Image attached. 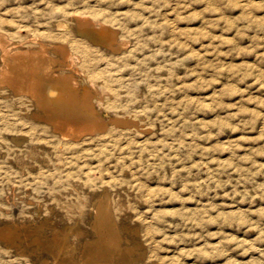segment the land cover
I'll use <instances>...</instances> for the list:
<instances>
[{
    "label": "rangeland",
    "instance_id": "1",
    "mask_svg": "<svg viewBox=\"0 0 264 264\" xmlns=\"http://www.w3.org/2000/svg\"><path fill=\"white\" fill-rule=\"evenodd\" d=\"M75 12L111 28L114 49L78 35ZM0 32L38 37L51 72H72L106 122L63 139L30 96L0 86V264H264V0H0Z\"/></svg>",
    "mask_w": 264,
    "mask_h": 264
},
{
    "label": "bare ground",
    "instance_id": "2",
    "mask_svg": "<svg viewBox=\"0 0 264 264\" xmlns=\"http://www.w3.org/2000/svg\"><path fill=\"white\" fill-rule=\"evenodd\" d=\"M88 2H86L85 4H87ZM47 4V3H46ZM48 5H49V3H48ZM95 5V4H94ZM61 6V5H60ZM46 7H47V5H46ZM50 7V6H49ZM57 7V6H56ZM62 7V6H61ZM43 8H45V6L43 7ZM94 8V7H93ZM93 8H91V10L93 9ZM98 8H101V7H98ZM46 9V8H45ZM44 9V10H45ZM48 9V8H47ZM50 9H51V7H50ZM62 9V8H61ZM65 10V9H64ZM35 11V10H34ZM50 11V10H49ZM60 10H53V12H59ZM93 11V10H92ZM91 11V12H92ZM106 11H108L107 9H106ZM27 12V11H26ZM61 13H62V10L60 11ZM64 12V11H63ZM71 12V11H70ZM94 12H95V15L97 14V16L98 15H100V18H103V16L101 15V12L100 11H95L94 10ZM31 13H33V11L31 12ZM48 13V12H47ZM65 13V12H64ZM90 13V12H89ZM36 14H38V12L36 13ZM50 14V13H49ZM56 14V13H55ZM63 14V13H62ZM70 14V13H69ZM71 14L73 15L74 14V12L72 13L71 12ZM84 14V13H83ZM91 14V13H90ZM102 14H103V12H102ZM109 14V13H108ZM110 14H111V12H110ZM115 14V13H114ZM41 15H43V14H41ZM44 15H46L45 13H44ZM52 15V14H51ZM105 15V14H104ZM30 16H32V15H30ZM47 16V15H46ZM50 16V15H49ZM62 16V15H61ZM92 16V15H91ZM115 16V15H114ZM18 17V16H17ZM35 17V16H34ZM51 17V16H50ZM49 17V18H50ZM69 17L74 21V25H76V32H77V34L78 35H81V36H86V37H88L89 39H91L92 41H94V42H96V43H98V44H101V45H104V46H106V47H108V48H110L111 50L112 49H114L113 48V44L115 43H113V41H116L115 40V32L113 31V30H111V28H108V27H106V26H104V24H102L101 22L99 23V20L97 19V20H95V21H97L98 23H96V22H94V21H91L90 19H89V16H88V18H87V16H84L83 15V17L81 16H77V14H76V12H75V16H72L71 17V15L70 16H68L67 18H68V20H69ZM6 18V17H5ZM4 17H3V19H5ZM8 18L9 17H7V20H8ZM38 18V17H37ZM52 18H53V16H52ZM99 18V19H100ZM106 18V17H105ZM112 18V17H111ZM110 18V19H111ZM116 18V17H115ZM16 19V18H15ZM31 19V18H30ZM33 19V18H32ZM48 19V18H47ZM65 19V18H64ZM104 19V18H103ZM53 20V19H52ZM101 20V19H100ZM107 20V19H106ZM109 20V19H108ZM114 20H116V19H113V23H114ZM9 21H11V20H9ZM15 21V20H14ZM18 21V20H17ZM17 21H15V22H17ZM30 21V20H29ZM70 21L71 20H69L68 22L70 23ZM72 21V22H73ZM112 21V20H111ZM37 22V21H36ZM52 22H54V21H52ZM51 21L49 22V23H51V24H53ZM64 22H66V21H64ZM68 22H66V24L65 23H63V22H58V20H57V23H54V27H55V31L56 32H58V31H61V30H63V28H66L67 27V23ZM94 22V23H93ZM6 23H9V22H6ZM6 23H5V25H6ZM12 22H10V25H12L11 24ZM14 23V22H13ZM20 23V22H19ZM29 23H31V22H29ZM112 23V24H113ZM50 24V25H51ZM9 25V24H8ZM14 25V24H13ZM18 25H20V24H18ZM28 25V24H27ZM35 25H37V24H35ZM73 25V24H72ZM31 26V25H30ZM44 26V25H43ZM10 27V26H9ZM8 27V28H9ZM53 27V26H52ZM51 27V28H52ZM70 27H71V25H70ZM69 27V28H70ZM119 26H117V28H118ZM121 27V26H120ZM5 28V27H4ZM34 28H36V27H34ZM44 28V27H43ZM47 28H49V25L47 26ZM33 29V28H32ZM45 29V28H44ZM53 29V28H52ZM73 29H74V27H73ZM112 29H114V28H112ZM123 29V28H122ZM2 30V29H1ZM6 30V29H5ZM11 30H12V28H11ZM36 30V29H35ZM38 30V29H37ZM47 30V29H46ZM45 30V31H46ZM66 30V29H65ZM70 30V29H69ZM75 30V29H74ZM3 31V30H2ZM13 31V30H12ZM15 31V30H14ZM29 31V30H28ZM27 31V32H28ZM34 31V30H33ZM51 31H53V30H51ZM51 31H50V33L48 34V33H46L45 32V34L47 35V36H51V35H54L53 33L51 34ZM66 31H68V30H66ZM116 31V30H115ZM75 32V33H76ZM130 32V31H129ZM1 33V32H0ZM3 33V32H2ZM5 33V32H4ZM33 33V32H32ZM31 33V34H32ZM36 33V32H35ZM37 33H38V31H37ZM69 33H70V31H69ZM72 33V32H71ZM10 34V33H9ZM39 34V33H38ZM40 34H42V33H40ZM76 34V35H77ZM4 35V34H3ZM3 35H1L0 34V51H1V56H0V58H1V66H0V86H2V85H7L9 88H11L12 90H13V92L14 93H24V94H27V96H30V98H32L33 100H34V102H35V104L38 106V107H40V108H37V106H36V108L39 110V109H43V111L45 112V115H43V116H45L44 118H46L45 120L46 121H48V122H50L52 125H53V128L55 129V130H59V131H61V137L63 138V139H66V138H72V139H75V138H77V137H79L80 135H83V134H92V133H94L95 131H102L103 129H104V127H105V123L103 122V120L102 119H100V118H98L97 116H96V114H95V110H94V108H93V106H92V102H91V93L88 91V89L86 88V87H82L81 88V90H77V88H76V86H77V82H76V80H75V78L73 77V75H71V73L69 74V73H65V74H55L54 73V71L53 72H51V64H52V59H51V57L47 54V51H46V49H45V46H44V44H42L43 42H41V43H39L38 42V40L36 39V38H38V37H34L33 35V37H30V36H28V37H26V39H24V40H22V41H13V42H9L7 39H6V35L5 36H3ZM18 35V34H17ZM25 35H27V34H25ZM56 35H58V34H56ZM56 35H55V37H56ZM66 35V34H65ZM71 35H73V34H71ZM71 35H69L70 37H71ZM77 35V36H78ZM41 36V35H40ZM68 36V38H70ZM74 36V35H73ZM72 36V37H73ZM130 36H131V34H130ZM13 38H14V36H12ZM22 37V36H21ZM54 37V38H55ZM66 37V36H65ZM71 37V38H72ZM75 37V36H74ZM119 37V36H118ZM9 38V37H8ZM43 39H45L44 37H42ZM59 38H61V36L59 37ZM83 38V37H82ZM85 38V37H84ZM84 38H83V40H84ZM43 39H41V40H43ZM65 39V38H64ZM81 39V38H80ZM80 39H78V41L80 40ZM88 39V40H89ZM129 39V38H128ZM135 39V38H134ZM133 38H132V40H134ZM141 39V38H140ZM59 40V39H58ZM57 40V41H58ZM71 40V39H70ZM86 40V39H85ZM119 40V39H118ZM132 40H131V42H132ZM45 41V40H44ZM69 41V40H68ZM77 41V42H78ZM90 41V40H89ZM92 41H91V43H92ZM123 41V40H122ZM121 41V43H126V44H128L126 41H123L122 42ZM88 42V41H87ZM61 43H62V40H61ZM117 43H119V41H117ZM60 44V43H59ZM90 44V43H89ZM92 44H94V43H92ZM116 44V43H115ZM24 45H27V46H24ZM31 45H37L36 46V48H34V49H31V48H29ZM52 45V44H51ZM57 45V44H56ZM63 46V45H62ZM65 46V45H64ZM61 47V46H55V48L56 49H58V50H60V57L62 56V58H61V60L63 59V60H65V59H68V60H72V58H75V57H73V55L65 48V47ZM86 46V45H85ZM92 46V45H91ZM95 46V45H94ZM98 46V45H97ZM120 46V45H119ZM131 46V45H130ZM50 47V46H49ZM83 47V46H82ZM81 47V49H83ZM93 47V46H92ZM101 47V46H100ZM115 47H117V45L115 46ZM147 47V46H146ZM85 48V47H84ZM99 48V47H98ZM104 48V47H103ZM130 49L132 48V47H129ZM138 48V47H137ZM136 48V49H137ZM49 49V48H48ZM51 49H52V47H51ZM107 49V48H106ZM109 49V50H110ZM145 49V48H144ZM148 49V48H147ZM58 50H55V52L56 53H58L59 51ZM76 50V49H75ZM86 50V49H85ZM85 50H83V51H85ZM87 50H89V49H87ZM98 50V49H97ZM103 50V49H102ZM110 50V51H111ZM116 50V49H115ZM117 50H119V49H117ZM129 50V49H128ZM149 50V49H148ZM82 51V50H81ZM90 51V50H89ZM131 51H132V49H131ZM94 52V51H93ZM92 52V53H93ZM100 52V51H99ZM103 52V51H102ZM113 52V51H112ZM124 52V51H123ZM104 53V52H103ZM115 53H117V52H115ZM141 53V52H140ZM139 53V54H140ZM143 53H144V51H143ZM145 53H146V51H145ZM144 53V54H145ZM101 54V53H100ZM105 54V53H104ZM121 54V53H120ZM130 54V53H129ZM136 54H138V52L136 53ZM149 54V53H148ZM151 54V53H150ZM149 54V55H150ZM58 55V54H57ZM95 55V54H94ZM106 55H108V54H106ZM110 55V54H109ZM126 55V54H125ZM124 55V56H125ZM127 55H128V53H127ZM152 55V54H151ZM92 56V55H91ZM90 56V57H91ZM115 56V55H114ZM132 56V55H131ZM130 56V57H131ZM134 56H136V55H134ZM94 57V56H93ZM106 57V56H105ZM116 57V56H115ZM133 57V56H132ZM77 58V57H76ZM79 58V57H78ZM77 58V60L79 61L80 59H78ZM84 58H87L88 59V57H84ZM118 58H119V56H118ZM117 58V59H118ZM129 58V57H128ZM151 58V57H150ZM54 59H56V58H54ZM91 59H92V57H91ZM97 59V58H96ZM108 59V58H107ZM138 59V58H137ZM136 59V60H137ZM58 60V59H57ZM76 60V59H75ZM76 60V62L78 63V61ZM86 60V59H85ZM104 60V59H103ZM103 60L101 61V62H103ZM129 60H131V58H129ZM126 61H128V60H126ZM131 61H134L133 59L131 60ZM142 61V60H141ZM54 62V61H53ZM56 62V61H55ZM74 62V61H73ZM72 61H71V63H73ZM95 62V61H94ZM128 62H130V61H128ZM136 62V61H135ZM57 63V62H56ZM98 63V62H97ZM100 63V62H99ZM98 63V64H99ZM110 63V62H109ZM118 63V62H117ZM121 63V62H120ZM131 63V62H130ZM141 63V62H140ZM144 63V62H143ZM75 64V63H74ZM101 64H103V63H101ZM106 64V63H105ZM113 64V63H112ZM142 64V63H141ZM55 65V64H54ZM60 65V64H59ZM67 65V64H66ZM70 65V64H69ZM94 65V64H93ZM109 65V64H108ZM58 66V65H57ZM62 66H64V65H62ZM62 66H60V68L62 67ZM88 66V65H87ZM102 66V65H101ZM134 66V65H133ZM160 66V65H159ZM93 67V66H92ZM95 67H96V64H95ZM140 67H142V66H140ZM56 68V67H55ZM58 68V67H57ZM63 68V67H62ZM77 68V67H76ZM88 68V67H87ZM103 68H105V67H103ZM103 68H101V69H103ZM107 68V67H106ZM109 68V67H108ZM107 68V69H108ZM125 68V67H124ZM148 68V67H147ZM93 69V68H92ZM95 69V68H94ZM100 69V70H101ZM139 69V68H138ZM76 70V69H75ZM104 70V69H103ZM116 70V69H115ZM122 70H123V68H122ZM121 70V71H122ZM141 70V69H140ZM152 72H154V69H150ZM68 71V70H67ZM78 71V70H77ZM106 71V70H105ZM110 71V70H109ZM163 71V70H162ZM102 72V71H101ZM108 72V71H107ZM106 72V73H107ZM125 72V71H124ZM127 72V71H126ZM141 72H142V70H141ZM151 72V73H152ZM160 72H161V70H160ZM105 73V74H106ZM112 73V72H111ZM155 73H156V71H155ZM154 73V74H155ZM158 73V72H157ZM76 74V73H75ZM82 75V74H81ZM103 75H104V73H103ZM116 75V74H115ZM115 75H113V76H115ZM129 75V74H128ZM141 75V74H140ZM105 76H107V75H105ZM110 76V75H109ZM108 76V77H109ZM125 76V75H124ZM93 77V76H92ZM147 77V76H146ZM145 77V78H146ZM107 78V77H106ZM77 79V78H76ZM125 79V78H124ZM117 80V79H116ZM121 80H123V79H121ZM143 80V79H142ZM148 80V79H147ZM113 81V80H112ZM111 81V82H112ZM80 82V81H79ZM114 82V81H113ZM112 82V83H113ZM118 82V81H117ZM125 82V81H124ZM99 84H100V82H98ZM122 83V82H121ZM139 83V82H138ZM90 85H93V84H91L90 83ZM94 85H95V83H94ZM102 85V84H101ZM136 85V84H135ZM112 86V85H111ZM120 86V85H119ZM134 86V85H133ZM148 86H150V85H148ZM134 87H132V89H133ZM103 89H104V87H103ZM126 89V88H125ZM128 89V88H127ZM126 89V90H127ZM152 89V88H151ZM116 90H117V88H116ZM120 91H121V89H119ZM129 90H130V87H129ZM150 90V89H149ZM91 91V90H90ZM96 91V90H95ZM1 93H5V91H0ZM131 92V91H130ZM151 92V91H150ZM3 93V94H4ZM96 93H97V98H98V101H97V103H101V101H102V99H103V96H104V94H105V90H101V91H96ZM108 93V92H107ZM10 94H11V91H10ZM120 92H119V97H122V96H120ZM131 94V93H130ZM1 95V94H0ZM123 95V94H122ZM125 95V94H124ZM109 96V95H108ZM10 97H12L13 99L15 98V97H13V96H10ZM9 97V99H11ZM22 97H24V96H22ZM26 97V96H25ZM5 98V97H4ZM16 98H17V96H16ZM20 97H18L17 99H19ZM27 98V97H26ZM96 98V97H95ZM96 98V99H97ZM110 98V97H109ZM134 98V97H133ZM138 98V97H137ZM136 98V99H137ZM142 98V97H141ZM1 99V98H0ZM2 99H3V96H2ZM16 99V100H17ZM21 99V98H20ZM29 99V98H28ZM7 100V99H6ZM12 100V99H11ZM10 100V101H11ZM22 100V99H21ZM24 100V99H23ZM25 100H27V99H25ZM117 100H118V98H117ZM133 100V99H132ZM132 100H131V102H132ZM134 100H135V98H134ZM1 101V100H0ZM30 101V100H29ZM126 101V100H125ZM128 101H130V98H129V100ZM138 101H139V99H138ZM7 102V101H6ZM15 102H18V100L17 101H15ZM14 102V103H15ZM22 102V101H21ZM20 102V103H21ZM25 102H28V101H25ZM136 101H134V103H135ZM2 103H3V101H2ZM13 103V102H12ZM13 103V104H14ZM23 103V102H22ZM126 103L127 102H125V105H126ZM5 104V103H4ZM8 105H9V103H7ZM10 104H11V102H10ZM16 104V103H15ZM96 104V103H95ZM133 104V103H132ZM17 105V104H16ZM32 105V104H31ZM100 105H102V104H100ZM99 105V106H100ZM128 105V104H127ZM14 106V105H13ZM22 106V104L20 105V107ZM16 107V106H15ZM19 107V106H18ZM19 107V108H20ZM24 107H25V105H24ZM26 107H27V105H26ZM117 107V106H116ZM122 107V106H121ZM123 107H124V105H123ZM13 108V107H12ZM18 108V109H19ZM23 108V107H22ZM111 108H113V106H111ZM120 108V107H119ZM138 107H136V109H137ZM122 109H124V108H122ZM26 110V109H25ZM113 110V109H112ZM17 111V110H16ZM28 110H26V112H27ZM121 111H123V110H121ZM25 112V113H26ZM125 112V111H124ZM135 112V111H134ZM137 112H139V110L137 111ZM17 113H18V111H17ZM29 113V112H28ZM38 113V112H37ZM43 113V112H42ZM99 114V113H98ZM142 114V113H141ZM144 114H145V112H144ZM19 115V114H18ZM23 116H24V114H22ZM21 115V116H22ZM34 114H32V116H33ZM35 115H36V113H35ZM42 115V114H41ZM140 115V114H139ZM2 116V115H1ZM0 116V117H1ZM20 116V115H19ZM20 116V117H21ZM38 116H39V114H38ZM138 116V115H137ZM145 116V115H144ZM42 117V116H41ZM19 118V117H18ZM24 118V117H23ZM4 119V118H3ZM20 119V118H19ZM22 119V118H21ZM20 119V120H21ZM28 119H29V117H28ZM16 120V119H15ZM22 120H24V119H22ZM21 120V121H22ZM44 120V119H43ZM18 121V120H17ZM24 121H26V118H25V120ZM23 121V122H24ZM28 121V120H27ZM29 121H31V120H29ZM33 121V120H32ZM111 121H113V122H116V123H118V124H124V122L123 121H121V120H119V119H112ZM39 122V121H38ZM10 123V122H9ZM20 123V122H19ZM30 123V122H29ZM28 124V123H27ZM26 124V125H27ZM30 124H32V122L30 123ZM35 124V123H34ZM47 124V123H46ZM50 124V125H51ZM10 125V124H9ZM17 124H15V126H16ZM24 125H25V123H24ZM39 126H40V124H38ZM125 125V124H124ZM5 126V125H4ZM28 126V125H27ZM37 126V124H35V127ZM42 126H43V124H42ZM131 126V125H130ZM138 126H139V123H138ZM17 127V126H16ZM31 127H33V125L31 126ZM47 128H45L46 130L48 129V127L49 126H46ZM1 128V127H0ZM39 128V127H38ZM43 129H44V126L42 127ZM41 128V129H42ZM30 129V128H29ZM45 129H44V131H45ZM135 129V128H134ZM140 130V129H139ZM49 131V130H48ZM120 131V130H119ZM124 131V130H123ZM131 131V130H130ZM4 132V131H3ZM2 132V133H3ZM34 132V131H33ZM32 132V133H33ZM121 132V131H120ZM133 132V131H132ZM131 132V133H132ZM136 131H134L133 133H135ZM140 132V131H139ZM1 133V134H2ZM7 133V132H6ZM38 133V132H37ZM48 133V132H47ZM116 133V132H115ZM115 133H112L113 135L115 134ZM129 133V132H128ZM131 133H129V134H131ZM43 134H44V132H43ZM108 134H109V132H108ZM118 135H120L119 133H117ZM136 134V133H135ZM139 134H141V133H139ZM139 134H138V131H137V135H138V137H139ZM12 135V134H11ZM35 135V134H34ZM38 135H39V133H38ZM50 135H52L51 133H50ZM122 135V134H121ZM136 135V136H137ZM143 135V134H142ZM48 136H49V133H48ZM112 136V135H111ZM123 136V135H122ZM54 137V136H53ZM88 137V136H87ZM91 137V136H90ZM109 137V136H108ZM2 138V137H1ZM106 138V137H105ZM120 138V137H119ZM141 138H142V136H141ZM33 139V138H32ZM47 139H48V137H47ZM87 139V138H86ZM90 139V138H89ZM107 139V138H106ZM110 139H112V138H110ZM140 139V138H139ZM46 140V139H45ZM49 140H51V139H49ZM48 140V141H49ZM55 141V139H52V141ZM61 140V139H60ZM53 141V142H54ZM56 141H58V140H56ZM116 141H119V140H116ZM136 141H137V139H136ZM142 141H144L143 139H142ZM35 142V141H34ZM41 142H43V141H41ZM62 142V141H61ZM63 142H66L65 140L63 141ZM88 142H90V141H88ZM87 142V143H88ZM93 142H94V140L90 143V145L91 144H93ZM96 142H98L97 141V139H96ZM112 142L114 143L115 141H113L112 140ZM48 143V142H47ZM77 143H79V142H77ZM82 143H84L83 141H82ZM86 143V142H85ZM84 143V144H85ZM99 143V142H98ZM139 143V142H138ZM37 144V143H36ZM61 144V143H60ZM74 144H75V142H74ZM83 144V145H84ZM107 144V143H106ZM111 144V143H110ZM109 144V145H110ZM115 144H116V142H115ZM137 144V143H136ZM144 144V143H143ZM34 145V144H33ZM44 145V144H43ZM46 145V144H45ZM72 145H73V143H72ZM86 145H88V144H86ZM119 145V144H118ZM139 145H141V144H139ZM53 146V145H52ZM80 146V145H79ZM82 146V145H81ZM98 146H100V145H98ZM112 146H115V145H111V147ZM120 146V145H119ZM118 146V147H119ZM122 146H124V145H122ZM128 146V145H127ZM48 147V146H47ZM58 147V146H57ZM93 147V146H92ZM65 148V147H64ZM78 148V147H77ZM91 148V147H90ZM110 148V147H109ZM42 149V148H41ZM73 149V148H72ZM75 149V148H74ZM73 149V150H74ZM85 149V148H84ZM100 149V148H99ZM39 150V149H38ZM69 150V149H68ZM117 149H115V150H113V152H115ZM121 150V149H120ZM48 151V150H47ZM50 151H51V149H50ZM75 151V150H74ZM87 151H89V150H87ZM86 151V152H87ZM95 151V150H94ZM98 151V150H97ZM44 152V151H43ZM73 152V151H72ZM90 152H92L93 153V151H90ZM105 152V151H104ZM107 152V151H106ZM113 152L111 153V154H113ZM122 151H120V153H121ZM78 153H79V151H78ZM81 153V152H80ZM98 153H100V152H98ZM33 154V153H32ZM45 154V153H44ZM61 154V153H60ZM96 154V153H95ZM94 154V156L96 157V155ZM114 154H116V153H114ZM113 154V155H114ZM30 155V154H29ZM47 155V154H46ZM49 155V154H48ZM56 155V154H55ZM113 155H111V156H113ZM44 156V155H43ZM60 156V155H59ZM92 156V155H91ZM115 156V155H114ZM118 156V155H117ZM21 157V156H20ZM40 157V156H39ZM48 157H50V156H48ZM53 157H54V155H53ZM116 157V156H115ZM27 158V156L25 157V159ZM60 158V157H59ZM122 158V157H121ZM21 159V158H20ZM29 159V158H28ZM24 160V159H23ZM106 160V159H105ZM114 160V159H113ZM22 161V160H21ZM29 161V160H28ZM47 161H48V159H47ZM52 161V160H51ZM58 161V160H57ZM56 162V161H55ZM54 162V163H55ZM51 163V162H50ZM52 163H53V161H52ZM33 164H34V162H33ZM59 164V163H58ZM62 164V163H61ZM118 164V163H117ZM36 165V164H35ZM55 165V164H54ZM116 165V164H115ZM43 167V166H42ZM120 167V166H119ZM122 168V167H121ZM48 169V168H47ZM89 169H91V168H89ZM97 170V169H96ZM99 170V169H98ZM89 171V170H88ZM41 173V172H40ZM88 173V172H87ZM88 175V174H87ZM89 176V175H88ZM88 176H86V177H88ZM105 176V175H104ZM111 176H113V175H111ZM48 178H50V177H48ZM107 178V177H106ZM105 178V179H106ZM111 178V177H110ZM115 180V179H114ZM62 181V180H61ZM87 182H88V180H86ZM64 182V181H63ZM89 183V182H88ZM89 184H91V183H89ZM93 185V184H92ZM92 185H90V186H92ZM89 186V185H88ZM70 187V186H69ZM63 189V188H62ZM67 190H68V188H66ZM65 189V190H66ZM65 190H63V191H65ZM76 190V189H75ZM74 190V191H75ZM73 191V190H72ZM73 191V192H74ZM79 191V190H78ZM76 192V191H75ZM63 193V192H62ZM77 193V192H76ZM5 194V193H4ZM8 194V193H7ZM1 195V194H0ZM77 195V194H76ZM16 196V195H15ZM20 196H22V195H20ZM58 196H60V195H58ZM105 196V195H104ZM103 196V197H104ZM5 196H3L2 198H4ZM62 198H63V196H61ZM64 197H66L67 198V196H64ZM102 197V198H103ZM6 198V197H5ZM62 198H60V199H62ZM18 199H20V197H18ZM65 199V198H64ZM75 199V198H74ZM58 200V199H57ZM69 200V199H68ZM56 201V200H55ZM63 201V200H62ZM58 202V201H57ZM59 202H60V200H59ZM68 202V201H67ZM72 202V201H71ZM63 203H66L65 202V200H64V202ZM69 203H70V201H69ZM77 202H75V204H76ZM60 204H61V202H60ZM70 204H72L73 205V203H70ZM75 204H74V206H75ZM104 204V203H103ZM102 204V205H103ZM57 205V204H56ZM28 206V205H27ZM31 206V205H30ZM29 206V207H30ZM38 206V205H37ZM41 206V205H40ZM62 206H64V205H62ZM69 206V205H68ZM117 206V205H116ZM115 206V207H116ZM120 206V205H119ZM122 206V205H121ZM120 206V207H121ZM32 207V206H31ZM44 207V206H43ZM42 207V208H43ZM59 205H58V209H57V211L59 210ZM66 207V206H65ZM64 207V208H65ZM70 207V206H69ZM112 207V206H111ZM110 207V208H111ZM2 208V207H1ZM63 208V207H62ZM73 208V207H72ZM76 208H78L77 206H76ZM122 208V207H121ZM120 208V209H121ZM3 209V208H2ZM86 209H89V208H86ZM66 210H68V208L66 209ZM73 210V209H72ZM36 211V210H35ZM41 212H42V210H40ZM71 211V210H70ZM116 211V210H115ZM120 211H122V209L120 210ZM124 211V210H123ZM126 211H127V209H126ZM0 212H1V210H0ZM34 212V211H33ZM44 212V211H43ZM42 212V213H43ZM60 212V211H59ZM64 212V211H63ZM66 212V211H65ZM69 212V211H68ZM119 212V211H118ZM117 212V213H118ZM32 213V212H31ZM61 213H62V210H61ZM79 213V212H78ZM108 213V212H107ZM116 213V214H117ZM33 214V213H32ZM63 214V213H62ZM74 215L76 214V212L75 213H73ZM83 214H84V212H83ZM119 214V213H118ZM123 214V213H122ZM90 215V214H89ZM88 215V216H89ZM111 215V214H110ZM34 216V215H33ZM64 216V215H63ZM80 216V215H79ZM79 216H78V218H79ZM83 216V215H82ZM36 217V216H35ZM35 217H34V219H35ZM42 217V216H41ZM43 217H45V214H44V216ZM76 217V216H75ZM39 218V217H38ZM74 218V217H73ZM77 218V219H78ZM102 218V217H101ZM27 219V218H26ZM31 219H32V217H31ZM72 219V218H71ZM32 221H34V220H32ZM43 221V220H42ZM82 221V220H81ZM28 223V222H27ZM44 223V222H43ZM110 223H111V221H110ZM39 224V223H38ZM37 224V225H38ZM106 224V223H105ZM36 225V224H35ZM40 225V224H39ZM38 225V226H39ZM114 225V224H113ZM32 226V225H31ZM30 226V227H31ZM104 226V225H103ZM105 226H107V225H105ZM33 227V226H32ZM96 227V226H95ZM28 228V227H27ZM37 228V227H36ZM40 228H42V226L40 227ZM110 228V227H109ZM32 229V228H31ZM55 229H57L56 227H55ZM66 229H68V228H66ZM111 229V228H110ZM34 231H35V229H33ZM42 230V229H41ZM65 230V229H64ZM104 230H105V228H104ZM38 231V230H37ZM53 230H51L50 232H52ZM58 231V230H57ZM80 231H81V229H80ZM90 231H92V230H90ZM101 231V230H100ZM110 231V230H109ZM115 231V230H114ZM148 231V230H147ZM9 232H10V230H9ZM50 232H49V234H50ZM55 232V231H54ZM60 232V231H59ZM64 232V231H63ZM82 232V231H81ZM80 232V233H81ZM86 232V231H85ZM13 233V232H12ZM53 233V232H52ZM67 233V232H66ZM70 233V232H69ZM87 234H88V232H86ZM2 234V233H1ZM15 234V233H14ZM39 234H40V232H39ZM45 234V233H44ZM56 234V233H55ZM79 234V233H78ZM82 234H85L84 232H82ZM81 234V235H82ZM100 234V233H99ZM106 234V233H105ZM4 235V234H3ZM6 235V234H5ZM13 235V234H12ZM34 235V234H33ZM47 236H48V234H46ZM46 235H45V237H46ZM53 235V234H52ZM51 235V237H53ZM58 235V234H57ZM62 235H63V233H62ZM64 235H66V234H64ZM68 235V234H67ZM77 235V234H76ZM91 235V234H90ZM89 235V236H90ZM2 236V235H1ZM0 236V237H1ZM10 236V235H9ZM39 236V235H38ZM69 236V235H68ZM105 236V235H104ZM107 236V235H106ZM149 236V235H148ZM4 237V236H3ZM6 237V236H5ZM65 237H67V236H65ZM64 237V238H65ZM108 237V236H107ZM7 239H8V237H6ZM5 238V239H6ZM17 237H15V239H16ZM40 238V237H39ZM38 238V239H39ZM49 237H47V239H48ZM54 238H55V236H54ZM54 238H50L51 240H53ZM57 238V237H56ZM91 238V237H90ZM98 238V237H97ZM113 238V237H112ZM1 239V238H0ZM67 239V238H66ZM65 239V240H66ZM81 239V238H80ZM83 239H84V237H83ZM95 239V238H94ZM102 239H103V237H102ZM105 240H106V237L104 238ZM13 240V239H12ZM11 240V241H12ZM34 240V239H33ZM42 240V239H41ZM40 240V241H41ZM51 240H49V241H51ZM112 240V239H111ZM5 241V240H4ZM7 241V240H6ZM14 241V240H13ZM48 241V242H49ZM61 241V240H60ZM59 241V242H60ZM78 241V240H77ZM83 241H85V240H83ZM89 241V240H88ZM9 242H10V240H9ZM8 242V243H9ZM41 242H43V241H41ZM45 242V241H44ZM48 242H47V244H48ZM53 242H58V238H57V241H55V239H54V241ZM62 242V241H61ZM87 242V241H86ZM121 242V241H120ZM119 242V243H120ZM11 243V242H10ZM17 243V242H16ZM50 243H52V242H49V244ZM64 243V242H63ZM80 243V242H79ZM118 243V244H119ZM7 244V243H6ZM13 244V243H12ZM69 244V243H68ZM90 244V243H89ZM88 243H87V245H89ZM94 244H95V241H94ZM7 245H11V244H7ZM43 246H45L44 245V243L42 244ZM81 245V244H80ZM84 245V244H83ZM120 245V244H119ZM12 246V245H11ZM42 246V247H43ZM64 246V245H63ZM66 246H68V245H66ZM77 246V245H76ZM54 247H55V245H54ZM91 247V245L89 246V248ZM118 247V246H117ZM79 249H80V247H78ZM81 248H82V246H81ZM101 248V247H100ZM50 249H52V248H50ZM55 249V248H54ZM54 249H52V251L54 250ZM57 249H58V247H57ZM56 249V250H57ZM65 249V248H64ZM63 249V250H64ZM77 249V248H76ZM75 249V250H76ZM83 249V248H82ZM122 249H123V247H122ZM47 250V249H46ZM63 250H60V253H61V251H63ZM66 251H67V249H65ZM86 250V249H85ZM125 250V249H124ZM127 250V249H126ZM125 250V251H126ZM78 251V250H77ZM125 251L124 252H122V253H125ZM56 251H54V253H55ZM64 253V252H63ZM68 253V252H67ZM87 253V252H86ZM117 253H119V252H117ZM121 253V254H122ZM127 254L129 253L130 254V251L129 252H126ZM56 254V253H55ZM65 254V253H64ZM126 254V255H127ZM54 255V254H53ZM58 255L60 256V255H62V254H59L58 253ZM66 255V254H65ZM69 255V253L67 254V256ZM221 255V254H220ZM64 256V255H63ZM71 256V255H70ZM116 256H117V254H116ZM222 256V255H221ZM54 257V256H53ZM57 257V256H56ZM86 257V256H85ZM85 257H84V259H85ZM115 257V256H114ZM117 257H120V256H117ZM116 257V258H117ZM127 257V256H126ZM129 257V256H128ZM132 257V256H131ZM220 257V256H219ZM59 258V257H58ZM65 258H67V257H65ZM99 258V257H98ZM113 258V257H112ZM121 258V257H120ZM130 258V257H129ZM61 259V258H60ZM59 259V260H60ZM68 259H70V257L68 258ZM68 259H66L65 261H67ZM58 260V259H57ZM58 260V261H59ZM71 260V259H70ZM74 260H76V259H74ZM83 260V259H82ZM114 260H116V259H114ZM120 260V259H119ZM118 260V261H119ZM124 260V259H123ZM129 260V259H128ZM56 261V260H55ZM57 262V261H56ZM69 262V261H68ZM73 262V261H72ZM71 262V263H72ZM82 262V261H81ZM74 264L75 263H77V262H73ZM101 263V262H100ZM113 263V262H112ZM115 263V262H114ZM119 263V262H118ZM117 263V264H118ZM121 263H122V261H121ZM61 264H62V262H61ZM80 264V263H79ZM123 264V263H122Z\"/></svg>",
    "mask_w": 264,
    "mask_h": 264
}]
</instances>
